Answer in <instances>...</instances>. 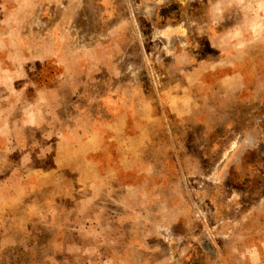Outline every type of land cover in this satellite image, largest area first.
<instances>
[{
  "label": "rangeland",
  "instance_id": "obj_1",
  "mask_svg": "<svg viewBox=\"0 0 264 264\" xmlns=\"http://www.w3.org/2000/svg\"><path fill=\"white\" fill-rule=\"evenodd\" d=\"M0 264H264V0H0Z\"/></svg>",
  "mask_w": 264,
  "mask_h": 264
},
{
  "label": "crops",
  "instance_id": "obj_2",
  "mask_svg": "<svg viewBox=\"0 0 264 264\" xmlns=\"http://www.w3.org/2000/svg\"><path fill=\"white\" fill-rule=\"evenodd\" d=\"M235 73H232V74H229L228 77H231L232 78V83H234V87L235 89H238L239 88V84L237 82V79L235 78ZM221 77H226L225 75H220ZM222 82V81H220ZM223 83V82H222ZM232 88H230V86L228 88H221V91L224 92V93H227V92H230ZM232 92V91H231ZM230 92V93H231ZM134 111V106L131 110V112ZM133 117V116H132ZM129 112H125V111H120L115 115V121H119L120 122H127L129 120ZM129 123V121H128ZM133 127L129 128V131L133 130L132 129ZM132 132V131H131ZM134 132H135V129H134ZM138 130H136L135 133H137ZM133 133V132H132ZM138 134H135L134 136L136 137ZM93 136H94V133H93ZM90 137V136H89ZM89 137L86 140L89 139ZM95 137V136H94ZM133 138V137H132ZM123 153H119L118 152V148L116 147H113V150H111V147L109 146H104L102 147V149H100V152L98 154H92L91 156H93L94 158H92L91 156L89 157V163L93 164V165H96V167H101V171H102V174H106V173H109V172H114L117 177L119 179H122L124 178V172H123V163H122V159H121V156H122ZM102 157V159H107L108 158H111L109 160L110 163L109 164H101L100 160L97 159V157Z\"/></svg>",
  "mask_w": 264,
  "mask_h": 264
}]
</instances>
